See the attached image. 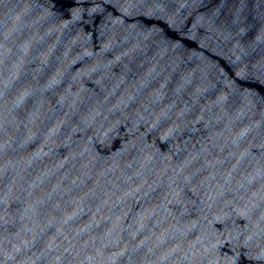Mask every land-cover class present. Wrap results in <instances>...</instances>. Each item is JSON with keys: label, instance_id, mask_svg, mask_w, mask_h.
<instances>
[{"label": "water", "instance_id": "1", "mask_svg": "<svg viewBox=\"0 0 264 264\" xmlns=\"http://www.w3.org/2000/svg\"><path fill=\"white\" fill-rule=\"evenodd\" d=\"M0 264H264V0H0Z\"/></svg>", "mask_w": 264, "mask_h": 264}]
</instances>
